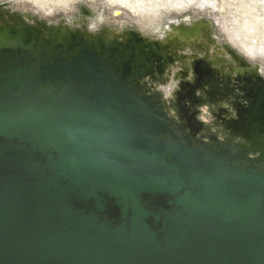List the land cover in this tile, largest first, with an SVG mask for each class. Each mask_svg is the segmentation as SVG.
<instances>
[{
    "label": "water",
    "instance_id": "95a60500",
    "mask_svg": "<svg viewBox=\"0 0 264 264\" xmlns=\"http://www.w3.org/2000/svg\"><path fill=\"white\" fill-rule=\"evenodd\" d=\"M163 35L66 59L79 33H59L33 68L45 34L0 27V58L25 52L0 84V264H264V76L238 86L222 140L198 119L221 59Z\"/></svg>",
    "mask_w": 264,
    "mask_h": 264
},
{
    "label": "rangeland",
    "instance_id": "374dc122",
    "mask_svg": "<svg viewBox=\"0 0 264 264\" xmlns=\"http://www.w3.org/2000/svg\"><path fill=\"white\" fill-rule=\"evenodd\" d=\"M176 1L182 3L174 8ZM0 5L8 11L66 25L79 19L85 8L91 12V23L110 28H134L159 38L165 31L163 41L168 33L183 39L198 37L208 42L201 44L199 55L211 54V45L223 50L230 48L264 74V0H0ZM188 25L191 29L179 28ZM244 44L253 45L255 54L249 53ZM188 50L184 46L180 53L186 54Z\"/></svg>",
    "mask_w": 264,
    "mask_h": 264
},
{
    "label": "flooded vegetation",
    "instance_id": "af4514ba",
    "mask_svg": "<svg viewBox=\"0 0 264 264\" xmlns=\"http://www.w3.org/2000/svg\"><path fill=\"white\" fill-rule=\"evenodd\" d=\"M90 11H84L81 13V17L78 19H74L65 24H54L49 21H43L37 17H32L28 14H19L15 11H8L6 7L0 5V27L4 25L11 26L14 30L24 34V32L28 31L29 28L41 31L45 36H42L38 40H34L35 43H38L41 46H48L47 49H41L37 56H41V62L34 61L32 56H28V58H23V65H31L33 68H37L40 63L44 65L47 61H51L54 59L58 51H54L51 48L56 45V37L59 33L70 34V33H79V38L76 43L77 46L71 48L69 53L61 51V55L63 58H69L71 55L76 53L79 49L83 47H88L97 52L98 55H101L103 59L109 58V53H104L95 46V42L97 40H101L103 42H109L111 39L114 40L117 34L126 32L128 30H134L139 32L142 36L156 39L155 37H151L145 35L134 28H122V29H114L107 26H103L98 23H91ZM109 46V44H107ZM191 51L189 50L188 53ZM222 57L216 56L217 51L215 53V57L221 59L222 61V75H220V80L222 81L219 84L220 89H218V82L214 85V88L209 92L208 95H205L203 103L198 107L199 114L198 119L203 122H211V131L218 135L219 138L222 136V140L225 137L223 131V127L217 123L227 120L234 116V106L240 103L242 100L243 92L238 90V86H243L247 80L251 79L255 74H261L264 76L261 69L244 59L243 61L237 60L232 57L229 53L221 52ZM10 54L7 58H0V84L4 85L3 73L8 70V67L17 66L18 63L13 60V58H17L18 56L23 57L25 54L24 51H19L15 49H11L8 51ZM0 53V57H1ZM115 58H119L121 60H125L128 58L125 54H114L111 58L114 60ZM217 61V59H216ZM185 64L179 61H175L173 65L170 66V70L172 73H177L178 71H182L184 69ZM188 79L192 80V76L189 75ZM180 79H178V82ZM170 85V84H168ZM220 92V94L218 93ZM206 106V120H201V112L200 107ZM220 109V110H219Z\"/></svg>",
    "mask_w": 264,
    "mask_h": 264
},
{
    "label": "bare ground",
    "instance_id": "6f19581e",
    "mask_svg": "<svg viewBox=\"0 0 264 264\" xmlns=\"http://www.w3.org/2000/svg\"><path fill=\"white\" fill-rule=\"evenodd\" d=\"M183 1V0H182ZM171 2V1H170ZM177 2V1H176ZM172 3V2H171ZM182 3V2H181ZM181 3H175L176 4V6L174 7V8H177V5H179V6H181ZM141 8V7H140ZM135 12H137V11H139V10H137V9H133ZM141 10V9H140ZM202 25V24H201ZM192 26V25H191ZM207 27H208V25H207ZM174 28H178V27H174ZM182 29H187V28H190L191 29V27L188 25V26H185V27H181ZM205 30V26H203L202 25V30L201 31H204ZM168 34H170V36L169 37H173V38H177L178 40H181V41H184V42H186V43H188V44H190V45H192L193 43H200V44H202L203 43V41H201V40H199V38L197 37V38H191V39H188L187 37V39H183V38H181V37H179L178 35H175V34H173V35H171V33H168ZM245 45V48L248 50V52L249 53H252V54H255V50H254V46L253 45H248V44H244ZM215 53L216 52H214V55H215ZM219 53H221V52H219Z\"/></svg>",
    "mask_w": 264,
    "mask_h": 264
},
{
    "label": "crops",
    "instance_id": "0c3cea01",
    "mask_svg": "<svg viewBox=\"0 0 264 264\" xmlns=\"http://www.w3.org/2000/svg\"><path fill=\"white\" fill-rule=\"evenodd\" d=\"M204 42V41H203ZM204 43H207L208 44V42H204ZM211 43H214V41L213 42H211ZM189 51V50H188ZM217 51V55L216 56H219V57H222V53H219L220 51L222 52H225V54L224 55H226V50H223L222 49V47H220V46H217V45H211V54H214V52H216ZM202 52V51H201Z\"/></svg>",
    "mask_w": 264,
    "mask_h": 264
},
{
    "label": "built area",
    "instance_id": "2783aa9c",
    "mask_svg": "<svg viewBox=\"0 0 264 264\" xmlns=\"http://www.w3.org/2000/svg\"><path fill=\"white\" fill-rule=\"evenodd\" d=\"M206 108H207L206 106L200 107V112H201L200 117H201V120H204V121L206 120Z\"/></svg>",
    "mask_w": 264,
    "mask_h": 264
}]
</instances>
